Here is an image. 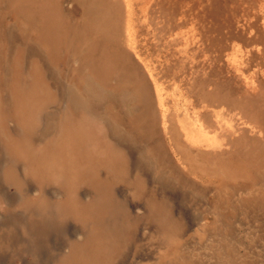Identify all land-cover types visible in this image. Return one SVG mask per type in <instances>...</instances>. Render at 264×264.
I'll return each mask as SVG.
<instances>
[{"label":"rangeland","instance_id":"obj_1","mask_svg":"<svg viewBox=\"0 0 264 264\" xmlns=\"http://www.w3.org/2000/svg\"><path fill=\"white\" fill-rule=\"evenodd\" d=\"M255 2L230 0L244 28L226 29L229 43L263 36ZM181 9L180 0H0V264H264V59L248 67L263 99L241 119L246 133L220 151L175 155L139 57L145 45L164 72L160 42L169 33L174 43ZM131 14L145 26L135 55ZM256 48L264 58V43ZM112 57L127 69L106 70ZM37 68L44 88L33 91ZM81 100L95 112L82 127L91 140H65L64 150L56 134L65 117H81ZM87 149L100 185L82 172Z\"/></svg>","mask_w":264,"mask_h":264},{"label":"crops","instance_id":"obj_2","mask_svg":"<svg viewBox=\"0 0 264 264\" xmlns=\"http://www.w3.org/2000/svg\"><path fill=\"white\" fill-rule=\"evenodd\" d=\"M255 1L256 11L263 13L264 0ZM180 3L186 18L174 33V43L169 33L160 42L158 62L164 72H154L145 45L139 58L154 81L165 140L183 157L185 149L220 151L246 133L241 119L262 105L261 77L251 74L248 80L247 72L254 61L262 65L263 53L256 47L263 46L264 38L239 32L228 42L226 29L244 28L241 21L231 20L230 0ZM144 29V23L129 15L127 46L133 55L140 50L138 31Z\"/></svg>","mask_w":264,"mask_h":264},{"label":"bare ground","instance_id":"obj_3","mask_svg":"<svg viewBox=\"0 0 264 264\" xmlns=\"http://www.w3.org/2000/svg\"><path fill=\"white\" fill-rule=\"evenodd\" d=\"M54 22L55 21L52 20V17H49V16L48 17L47 16L45 17L44 30H45V33L47 35L46 37H47L48 41L50 42V44L53 46V48L56 47V43H57V33H58V31L56 30L57 24H55ZM255 25H257V24H255ZM262 37L264 38V34H263ZM104 61H106V65H105V66H107V69L106 70H109L110 71L111 68H112V71H113V70H115V67H119L120 69H122V68H126L127 69V67H123V65H121L119 63V61L116 58H114V57H112V60L105 59ZM107 61H108V63H107ZM35 76H36V78L33 77L34 82H32L35 85V90H33V91H37V90H40V89L44 88V85L39 80V78L41 77V75L39 74L38 68L35 70ZM32 83H30V85ZM88 93H90V91H88ZM104 95L105 94L102 93V97H104ZM78 102H79V100H78ZM81 102L83 103L82 106H81L82 108L80 109L81 117L80 118H75L74 111H75V109L77 110L78 107L77 106L75 108L72 107L71 108V110H72L71 113H73L74 116L73 117H70L69 120H66V117H65L64 124H62V128L60 127L61 128L60 133L56 134V135H60V142L63 140L62 149L64 148V150H65V147H66L65 140L67 142H71V141H74L75 140V137H76L77 140H78V143L81 146H83L85 144L86 145H89V142L88 141L91 140V138L86 139V133L82 130V127H84L85 120L90 121V122H93L94 119H92V118H94V117H92L91 115H94L95 112H92L90 110V107H89V105L87 103L83 102L82 100H81ZM26 109H25V111H26ZM26 113L29 116H32L34 118H38V116L36 115L37 110L33 106H31ZM86 114L87 115L90 114L89 115V119L86 117ZM67 123H69V124H67ZM67 126H68V129H67ZM90 128L92 129V127H90ZM55 131H56V129H55ZM101 141H103V138L102 137H101ZM74 143L77 144L76 142H74ZM85 155H86L87 160H89V161H87L88 162L87 165L83 166L84 168H83L82 172L85 175L86 179L88 180L87 182L88 183H91V184L93 183L95 185H100V184L104 183V180H102L99 175L98 176H95V175L91 174L90 167L92 166V163H93L92 162V159H91V156H90L91 155V150H88L87 149L85 151ZM113 162L111 160V166L113 165ZM71 164L72 163L70 162L69 165L71 166ZM64 167H66V166H64ZM77 195L78 196H81V194L78 193V192H77ZM77 195H75V194L72 193L71 194V197H72L71 198V201L76 200V199H79V197ZM42 201L43 200H41L40 202H42ZM45 205H47V204H45ZM68 209H69V207H68ZM73 210H74V212L71 211V209H69V213L72 214V215H74V217L78 218L77 216H75V214L80 215L79 212L77 210H75V209H73ZM94 236H95V232H94Z\"/></svg>","mask_w":264,"mask_h":264}]
</instances>
